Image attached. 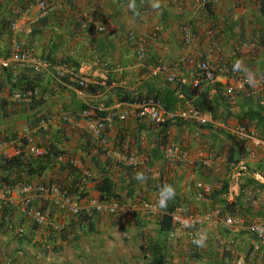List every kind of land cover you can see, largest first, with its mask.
I'll return each instance as SVG.
<instances>
[{
    "label": "crops",
    "instance_id": "1",
    "mask_svg": "<svg viewBox=\"0 0 264 264\" xmlns=\"http://www.w3.org/2000/svg\"><path fill=\"white\" fill-rule=\"evenodd\" d=\"M36 1L0 0V56H8L13 40L22 49H28L52 64L66 62L73 70L85 65L84 77L94 91H85V87L76 90L75 80L63 78L58 81L51 70L40 74L26 71L33 77L38 97L43 100L39 111L46 122L40 120L35 127H22L30 117L15 107L6 116L0 115V133L13 126L17 136L31 137L37 147L49 144L58 151L51 172L42 176L45 180L56 178L53 184L59 185L69 179L66 170L59 171L60 164L74 168L81 176L86 171L87 195L79 201L83 207L102 201L88 179L107 175L124 199L119 202L126 208L113 216L103 214L105 218L81 210L72 218L55 211L51 197L30 192V207L67 223L63 232L54 235L35 227L30 217L13 204L18 200L12 195L8 209H4V213L0 210V264H232L220 261L221 246L230 237L235 239L234 255H245L249 251V255L255 257L251 264H260L264 247L252 253V238L238 229L225 228L218 217L210 216L198 227L207 236L204 245L198 246L187 238L176 222L178 218L182 219L180 215L186 216L180 214V208L178 214L171 215V228L161 231V214L148 215L138 207L143 202L155 203L156 199H161L157 193L165 185H171L174 189L172 198L175 197L179 205L188 206L187 212L192 213L193 207L198 206L199 211L195 213L208 214V207L202 204L206 200L196 198L199 192L196 185L209 187L207 197L214 188H219L216 181L225 177L218 178V175L223 173L225 176L228 169L224 154L235 140L222 129L170 123L164 133L163 149L168 145L183 149L188 161L167 160L164 150L154 146L160 127L137 118L135 103L115 102L114 93L145 95L146 83L152 90L173 87L180 82L189 85L191 62L206 61L217 66L227 59L234 65L239 60L241 69L264 74V47L249 42L260 41V31H264V15L260 11L264 1L215 0L203 6L196 0H159L160 7L154 9V0H46L52 7L50 12L39 16L33 6L28 13L29 22L21 32L9 34L1 21L14 20ZM128 35L134 37L135 44L127 40ZM135 48L145 52L143 66H137ZM155 62L163 63L166 70L148 78L147 66ZM168 75L174 77L172 82L166 81ZM106 80L108 84L104 85ZM224 81V77L218 75L211 83H200L184 99V106H190L192 98L200 93L213 99L219 89L222 91ZM43 90L46 92L42 93ZM245 96H238L231 104L221 106L219 110L229 115L224 121L222 115L216 118L227 127H234L241 105L248 99L249 103L263 101L264 91L257 98ZM179 97L183 98L182 95ZM1 98H6L5 91L0 92ZM105 100L111 104L103 111L88 118L80 116L77 104L93 105ZM217 102L220 106V99ZM19 114L27 119L19 118ZM64 116H70L71 122L63 121ZM93 121L103 124L102 143L89 135V123ZM195 132L196 137L193 136ZM220 137L232 139L233 143H225L221 151L217 150L219 147H210ZM88 140L91 143L86 146ZM17 147L14 141L0 140V155L14 154ZM154 151L160 157L153 160ZM208 151L212 152V162L205 168L200 163L208 156ZM259 160H264L261 151H257L256 159L250 164ZM128 168L132 171H127ZM137 173H143L146 179H137ZM128 191L131 197L126 195ZM261 196L263 203L264 195ZM136 201L139 203L134 204ZM243 218L247 220V216ZM4 221L23 227V235L15 237L6 231ZM170 232L174 233L172 238L168 235Z\"/></svg>",
    "mask_w": 264,
    "mask_h": 264
},
{
    "label": "built area",
    "instance_id": "2",
    "mask_svg": "<svg viewBox=\"0 0 264 264\" xmlns=\"http://www.w3.org/2000/svg\"><path fill=\"white\" fill-rule=\"evenodd\" d=\"M215 0H196L197 4L205 5L207 3L213 2ZM34 7L38 10L39 16H44L52 10V7L46 0H37L34 5H30L17 16L10 24L9 31L11 34H18L22 28L29 22L28 13ZM188 36V35H186ZM187 39V37L185 38ZM127 40L131 44H135L136 40L132 35H128ZM145 52L140 48H135L134 56L136 57L137 66H143L142 60L144 58ZM191 76L193 78V85L195 86L198 81L212 82L215 79V69L205 61L191 62ZM19 68L20 70H26L33 74H40L52 70L53 76L56 80L61 81L64 77L75 79V83L83 88L87 85L86 77L84 73L86 72L85 65L78 67L76 70L71 69L68 64L60 63L54 67H51L47 60L35 57L31 51L21 49L20 45L16 42H12L10 49V57L8 59H0V67L6 68L8 66H13ZM146 75L154 76L165 72V65L162 63L153 64L147 66ZM221 75L224 76L225 86L223 90V96L229 101L233 102L235 96L242 92H247V94H254L256 91L264 89V76L260 73L248 71L251 73V81L248 79L246 72L237 73L235 69H228L222 66L218 69ZM173 76L168 75L167 80L172 81ZM37 92L35 90H27L24 92H18L10 96L11 101H19L23 103H28L30 99L36 98ZM260 105L264 107V101H260ZM92 111H103V107L97 105L94 110L84 109L80 112V116L83 118H88L92 115ZM134 114L137 118L145 119L149 123L161 126L166 122H179L182 124H192L197 127H210L213 129H222L227 132L235 141L242 143V148L245 151V159L252 161L256 157L257 151H261L264 157V142L258 139L252 129L245 131L237 124L234 127H227L221 121H219L212 112L208 110L200 111L191 106H184L182 108L176 109L173 112H167L164 110L159 103V101L147 98L135 103ZM66 122H71L70 118L64 117ZM89 135L90 137L102 143V131L103 124L100 121H93L89 123ZM167 131V130H166ZM165 131V132H166ZM167 133V132H166ZM193 136H197V132L193 133ZM250 142V144L248 143ZM27 145V152L33 157H43L48 154V148L37 147L33 143ZM252 147L254 149H252ZM18 151H14L17 154ZM13 155V154H11ZM212 154H209L204 158L200 164L204 166H209L212 162ZM9 156V155H6ZM118 157V156H117ZM164 158L167 160H177L179 162L188 161V156L185 150L168 145L164 149ZM244 160V159H243ZM243 160L238 161L233 168L227 174L228 186L223 198L231 202L238 195L240 190L239 185V174L246 170V166ZM70 165L76 166L75 163L70 162ZM84 177L88 176L86 171L82 172ZM254 180L264 184V177L259 175L257 172L252 173ZM197 188L201 190L202 194L209 193V188L196 185ZM34 192L35 195H40L41 197H51L52 204L55 206L53 208L58 213L68 214L70 216H76L82 208L77 201L72 200L70 197L65 196L62 191L55 184H48L44 186H23L17 184L15 187L8 188L4 187L0 183V210L9 205L12 202L11 197L14 193H17L19 197L18 206L25 207L29 201V193ZM139 209L148 215H159L162 214L161 209L154 203L143 202L139 206ZM126 208L125 204H120L115 200H109L101 203L90 204L86 209L93 210L97 213H104L108 215H116L121 210ZM26 214L31 218V221L40 228H45L52 232H60L64 229V222L58 221L50 218L47 214L43 213L37 209L27 210ZM210 216L219 217L218 210L209 212L208 214L202 216H189L187 218H179L176 220L180 229H184L187 238L193 242L198 238V234H201L198 227L204 221V219ZM221 223L227 229L242 230L248 234L252 239L250 242L251 252H258L261 247H264V219L254 217L252 219L235 218L228 215H224L221 219ZM4 229L13 235L20 237L23 234V228L15 225L11 222L4 221ZM169 237L174 236L173 232H170ZM234 246L233 238H228L226 242L221 246V252L232 254V247ZM232 264H251L250 259L247 257L236 256Z\"/></svg>",
    "mask_w": 264,
    "mask_h": 264
},
{
    "label": "trees",
    "instance_id": "3",
    "mask_svg": "<svg viewBox=\"0 0 264 264\" xmlns=\"http://www.w3.org/2000/svg\"><path fill=\"white\" fill-rule=\"evenodd\" d=\"M264 0H261L260 3H263ZM261 13L264 15L263 10L260 9ZM23 12V11H22ZM17 17V15H16ZM12 21V20H11ZM11 21H1L3 26H7ZM2 28V27H1ZM0 28V29H1ZM263 29V28H262ZM261 34L258 37L260 41H249L261 45L264 47V31H260ZM261 42V44L259 43ZM254 46V44H253ZM7 56H0V58H6ZM147 62V61H145ZM153 62V61H151ZM62 63V62H61ZM155 62L154 64H157ZM50 64L54 67L56 64ZM227 68H233V62L230 59H227L224 64ZM26 71H22L20 69H16L15 67L8 68H0V92H6V98L0 99V115L6 116L7 113L12 112L13 108L19 107L20 113H26L30 118L28 123L22 124V127L26 128L35 127L36 123L39 121L45 120V116L40 113V105L42 103V99L40 97L32 98L26 104L19 101H10L8 97L11 94H15L18 92L35 89L37 88L36 83L33 81V77L25 73ZM66 78V77H64ZM148 78H154L153 76ZM75 80V79H73ZM75 82V81H74ZM108 81H104V85H107ZM74 88H78L79 90L83 89L79 87L76 83L73 84ZM147 92L145 95H141V93L130 94L124 91H115L114 100L118 103H137L141 100L151 98L159 101L162 108L167 112H173L176 109L182 108L184 104V99H186L190 92L194 91L195 88H191V85H186L182 83H176L173 87H160L157 90H152L149 83H146ZM94 87L90 85L85 86V91L93 92ZM95 88H99L95 86ZM46 90H43L42 93H45ZM182 95L183 98L179 97ZM217 99L223 100V98L219 97V95L214 96L213 99H208L205 93H200L197 96H194L191 100V107L198 109L200 111L208 110L210 112H216L215 108L219 106L216 101ZM220 100V101H221ZM250 99L246 100V102L241 105L239 113L235 116L236 124L248 131L250 129L253 130L256 137L264 142V108L256 101L254 103H249ZM105 102V103H104ZM102 103H95L93 105L79 103L77 104V109L81 111L87 107L95 108L97 105L101 104L104 108L111 104V101L105 100ZM214 103V105L212 104ZM221 104H224V101H221ZM17 109V108H16ZM97 112V111H96ZM95 113V112H94ZM38 114V115H37ZM100 114V113H99ZM227 116L228 113H226ZM24 118L23 115L19 114V118ZM26 117V116H25ZM27 119V118H24ZM42 121V122H43ZM172 124H180L179 122H172ZM170 122H166L160 126L159 132L157 133V140L154 144L155 148L163 149L165 146V135L164 131L169 128ZM103 135V134H102ZM0 140L2 141H14V143L19 144L20 150L16 155H12L9 157L0 155V183L4 187L12 188L17 184L25 185V186H44L51 183H56V178H48L45 180L42 176L46 172H51L53 168V160L57 155L58 151L53 150L52 146L48 144L49 154L46 156L39 158H33L29 154H26L22 147L26 144V139L22 135L17 136L15 131H13V126H8L3 133H0ZM91 143L90 140L86 142V146ZM99 154V149H97ZM156 150V149H155ZM101 151V150H100ZM101 153V152H100ZM103 154V153H102ZM245 156V151L242 148V143L234 141V145L225 152L224 157L226 162L228 163H236L238 160ZM160 156L157 151L153 152L152 158L157 159ZM96 161V160H95ZM264 161V160H263ZM259 160L254 164H248L246 172H241L240 175V190L238 195L233 199V201L228 202L224 198H221V195L226 190V181L225 180H217L219 183V188H214L211 192L210 196L204 195L201 199L206 200V202L202 201L203 206H207L209 211L217 209L220 216L228 215L235 218H243V216H247V219H251L252 217H259L264 219V199L263 203H261V199L263 198L261 194L264 195V185L257 183L252 177H250L249 173L252 171L263 172L264 171V162ZM96 163V162H95ZM59 171L66 170L69 176L67 182L61 181L59 183L60 191L65 196L70 197L74 201H81L87 195V188H85L84 181L87 179L80 175L77 170L74 168H70L64 164H60L58 166ZM127 171H132L131 168H128ZM264 173V172H263ZM92 182V188L98 193L99 198L102 201L115 200L117 202L124 201L120 192L116 190L115 185L111 178L107 175H103L100 178H91L88 179ZM161 192H158L157 195L161 197ZM128 197H131L130 191L126 193ZM197 198V196H196ZM260 199V200H259ZM159 200L156 199L154 201L162 211V215L159 221V228L161 231H167L171 228V217L170 214L178 213L177 209H179L180 214H188L187 212L188 206H183L178 204V200L172 198L167 200L166 207L161 208L159 206ZM261 201V202H260ZM123 203V202H122ZM139 203V201L134 202V204ZM252 207V208H251ZM186 208V210H185ZM7 210V209H5ZM199 208L193 207L192 213L198 212ZM4 213V212H3ZM93 213V212H91ZM251 217V218H249ZM194 244V243H193ZM196 245V244H194ZM195 257V256H194ZM245 257L250 259V262H254V256H251L247 253ZM234 256L230 253L220 252V261H231ZM219 259V258H218ZM218 262V261H217ZM260 264H264V249L261 251Z\"/></svg>",
    "mask_w": 264,
    "mask_h": 264
},
{
    "label": "clouds",
    "instance_id": "4",
    "mask_svg": "<svg viewBox=\"0 0 264 264\" xmlns=\"http://www.w3.org/2000/svg\"><path fill=\"white\" fill-rule=\"evenodd\" d=\"M131 6V5H130ZM152 7L154 8V9H158L159 7H160V2H159V0H154V2L152 3ZM19 16V15H18ZM13 21V20H12ZM11 21V22H12ZM10 22V23H11ZM9 23V24H10ZM9 24H8V27H7V29H8V33L9 34H11V32L9 31ZM21 32V31H20ZM19 32V33H20ZM18 33V34H19ZM12 35V34H11ZM13 36V35H12ZM12 42L14 43V42H16V43H18L17 41H11V44L9 45V52H8V56L6 57V58H0V59H8L9 57H10V49H11V45H12ZM19 44V43H18ZM20 45V44H19ZM21 47V46H20ZM22 49V48H21ZM24 50H28V49H24ZM35 56V55H34ZM36 57V56H35ZM37 58H40V57H37ZM41 59H44V58H41ZM44 60H46V59H44ZM48 61V60H47ZM49 62V61H48ZM206 62V61H205ZM50 63V62H49ZM61 63V62H60ZM60 63H58V64H60ZM62 63H66V62H62ZM159 63H161V62H159ZM58 64H56V65H58ZM67 64V63H66ZM163 64V63H162ZM210 64V63H209ZM224 64V62H221L219 65H212V64H210L214 69H215V78L218 76V75H221L220 74V72L218 71V69H220L222 66H224L223 65ZM51 65V64H50ZM55 65V66H56ZM69 66V65H68ZM191 66V65H190ZM240 66H241V62L238 60L237 62H236V65H233V68H230V69H239L240 68ZM8 67H14V65L13 66H8ZM8 67H6V68H8ZM51 67H53L52 65H51ZM226 67V66H225ZM235 67V68H234ZM0 68H2V67H0ZM15 68H17V67H15ZM165 68H166V66H165ZM19 69V68H18ZM229 69V68H228ZM192 70V69H191ZM22 71H26V70H22ZM52 71V70H51ZM248 71H251V70H248ZM248 71H246V75L248 76V79L251 81V73L250 72H248ZM29 72V71H28ZM253 72V71H252ZM31 73V72H30ZM33 74V73H32ZM161 74V73H160ZM260 74H262V73H260ZM157 75H159V74H157ZM263 76H264V74H262ZM154 76H156V75H154ZM153 76V77H154ZM221 76H223V75H221ZM148 77H151V76H148ZM224 77V76H223ZM67 78V77H66ZM190 78H191V83H190V85L192 86V88H195L197 85H199L200 83H211V82H205V81H198V83L194 86L193 85V78H192V76H191V71H190ZM174 80V77H173V79H172V81ZM166 81L167 82H172V81H168L167 80V77H166ZM214 81V80H213ZM212 81V82H213ZM180 83H182V82H180ZM182 84H184V83H182ZM224 86H225V81H224ZM30 90H35L36 92H37V97H38V93H39V91H38V89L37 88H35V89H30ZM76 90H79L78 88H76ZM223 90H224V87H223V89H222V91H221V94H222V98H225L227 101H229L226 97H224L223 96ZM27 91V90H26ZM22 92H24V91H22ZM243 94H246V98H248V97H250V94H247L246 92H242V93H239V94H237L236 96H235V99L238 97V96H242ZM12 95V94H11ZM36 97V98H37ZM235 99L233 100V102L235 101ZM9 100H10V97H9ZM11 101V100H10ZM264 101V100H263ZM229 103H232L231 101H229ZM258 103L260 104V100L258 101ZM24 104H26V103H24ZM100 106H101V104H99ZM191 106V105H190ZM262 106V105H261ZM184 107V106H183ZM263 107V106H262ZM264 108V107H263ZM85 109H91V110H94V108H91V107H87V108H85ZM82 110H84V109H82ZM81 110V111H82ZM80 111V112H81ZM94 112H96V111H92V115L94 114ZM98 112V111H97ZM101 112V111H100ZM213 113V112H212ZM214 115V114H213ZM91 116V115H90ZM215 116V115H214ZM64 117H67V118H70V116H64ZM63 117V118H64ZM73 118V117H72ZM145 120V119H144ZM63 121H65L64 119H63ZM160 127V126H159ZM104 130V129H103ZM166 131V130H165ZM165 131H164V133H165ZM102 134H103V131H102ZM23 136V135H22ZM23 137H25V139H26V144L22 147V150L26 153V154H29L28 152H27V145H30L29 143L31 142V143H33L34 144V142H33V140H32V138L31 137H28V136H23ZM102 138H103V136H102ZM98 142V141H97ZM13 143V142H12ZM19 145V144H18ZM36 146V145H35ZM44 146H46L47 148H48V154H49V147H48V145H44ZM44 146H41V147H44ZM20 150V147H17V150L16 151H19ZM164 150V149H163ZM209 154H212V152L211 151H208V155ZM13 155H16V154H13ZM30 155V154H29ZM3 156H6V155H3ZM9 156H12V155H9ZM9 156H6V157H9ZM31 156V155H30ZM46 156V155H45ZM44 157V156H43ZM216 157V156H215ZM264 158V157H263ZM244 159V160H243ZM255 159H256V157H255ZM254 159V160H255ZM240 160H243V162H244V164H245V166L247 167V165L248 164H250V163H253L254 162V160H252V161H248L247 159H245V156L243 157V158H241ZM240 160H238V161H240ZM226 161V160H225ZM238 161L236 162V163H238ZM228 163V162H227ZM236 163H234V164H232V163H228V169H227V171H226V173H225V178L224 179H222V180H225L226 181V189H227V186H228V179L226 178L227 177V174L229 173V171L231 170V168H233L234 166H235V164ZM202 165V164H201ZM210 166V165H209ZM202 167H208V166H202ZM247 171V169L245 170V171H242V172H246ZM254 172H257L259 175H261V176H263L264 177V174H262V172H258V171H252V172H250L249 173V175H250V177H252V173H254ZM240 175H241V172H240V174H239V185L241 184L240 183ZM136 178L137 179H139V180H144V179H146V177H144V175H143V173H137L136 174ZM253 178V177H252ZM254 179V178H253ZM256 181V180H255ZM257 183H260V182H258V181H256ZM51 184H53V183H51ZM260 184H262V183H260ZM56 185V184H55ZM264 185V184H263ZM58 188H59V186L58 185H56ZM206 187H208L207 185H206ZM197 188V187H196ZM209 188V187H208ZM60 189V188H59ZM198 189V193H197V198L198 199H200L202 196H204V195H207V194H202L201 193V190L199 189V188H197ZM225 192H226V190H225ZM224 192V193H225ZM224 193L221 195V198H223V196H224ZM174 195V189H173V187L171 186V185H165L164 187H163V189H162V192H161V199L159 200V206L161 207V208H165L166 207V203H167V200L168 199H170V198H172V196ZM13 196L19 201V197H18V195H17V193H14L13 194ZM18 201H17V203L16 202H13V204H15L17 207H18ZM101 202H106V201H101ZM101 202H99V203H101ZM78 203H79V201H78ZM118 203H120V202H118ZM80 204V203H79ZM120 204H123V203H120ZM81 205V204H80ZM4 209H8V207L6 206V207H4L1 211L2 212H4ZM19 209H22V211L24 212V213H26L27 212V210H30V209H37V210H40V211H42L41 209H38V208H32V207H30L29 206V201H28V204L25 206V207H20L19 206ZM82 210H85V212H94V213H97V212H95V211H93V210H90V209H86V207H84V208H82ZM217 210V209H216ZM81 211V210H80ZM79 211V212H80ZM212 211H214V210H212ZM212 211H209V212H212ZM43 212V211H42ZM162 212V211H161ZM62 214H64V213H62ZM79 214V213H78ZM78 214L76 215V216H70V215H68V214H64V215H67V216H70V217H77L78 216ZM97 214H104V213H97ZM147 214V213H146ZM174 214V213H173ZM178 214V213H177ZM27 215V214H26ZM48 215V214H47ZM106 215H108V214H106ZM162 215V214H161ZM171 215L172 214H170L169 216L171 217ZM180 215V214H179ZM198 214L197 213H188V214H186V216H184V218H187V217H189V216H197ZM205 215V214H204ZM112 216V215H111ZM198 216H200V215H198ZM179 217H182L183 218V216L182 215H180ZM51 218V217H50ZM219 220L221 221V219L223 218V217H221L220 216V214H219ZM31 219V218H30ZM56 220V219H55ZM172 220V219H171ZM60 221V220H59ZM61 221H63L64 222V229H63V231L65 230V228H66V222L63 220V219H61ZM9 222V221H8ZM32 224L34 225V223L32 222ZM202 224V223H201ZM200 224V225H201ZM16 225V224H15ZM35 227H37L36 225H34ZM21 227V226H20ZM23 228V227H22ZM226 228V227H225ZM43 229H45V228H43ZM46 231H49V230H47V229H45ZM63 231H60V232H53V234L55 235L56 233H61V232H63ZM23 232H24V229H23ZM50 232H52V231H50ZM23 235V234H22ZM13 236H15V235H13ZM15 237H17V236H15ZM21 237V236H20ZM207 239V236H206V234H203V233H201V234H198V238L197 239H195L192 243H194V244H196V245H198V246H203L204 245V242H205V240ZM232 262V261H231ZM233 263V262H232Z\"/></svg>",
    "mask_w": 264,
    "mask_h": 264
},
{
    "label": "rangeland",
    "instance_id": "5",
    "mask_svg": "<svg viewBox=\"0 0 264 264\" xmlns=\"http://www.w3.org/2000/svg\"><path fill=\"white\" fill-rule=\"evenodd\" d=\"M188 35H189V33H188ZM190 36H191V34H190ZM190 36H188V37H190ZM190 39V38H189ZM235 68V67H234ZM235 71L237 72V73H243V72H246V71H248V69H245V68H243V69H241V68H239V69H236L235 68ZM263 91H264V89H262ZM262 90H260L259 92H255L254 94H250V97H253V98H257V95H259V94H261L263 91ZM247 93V92H246ZM218 95H219V97H221L222 96V94H221V89H219V92H218ZM221 95V96H220ZM222 98V97H221ZM221 100V99H220ZM221 101H224V104H231V103H229V101H227L225 98H223V100H221ZM220 101V102H221ZM217 104H218V102H217ZM221 106H223V104H221L220 103V106H217L216 108H215V110H216V112L214 111V115L216 116L217 114V118H220L221 117V115H222V119H223V121L226 119V114H224L223 113V111L222 110H219L220 108H221ZM224 114V115H223ZM215 137H217V136H215ZM221 138V137H220ZM219 138H217V142H215L213 145H211L210 147H219L217 150H222V148H224V146L227 144V143H233V141H232V139H225V138H221V139H219ZM221 140V141H220ZM223 142V143H222ZM226 143V144H225ZM218 145V146H217ZM219 151V152H220ZM220 177H225L224 176V174L223 173H220L219 175H218V178H220ZM212 182V181H211ZM65 216H67V215H65ZM98 216H100V217H103L104 215L103 214H101V215H98ZM113 216V215H112ZM103 218H105V217H103ZM240 231V230H239ZM242 231V230H241ZM242 233H245L244 231H242ZM56 234H58V233H56ZM55 234V235H56ZM246 234V233H245ZM233 240H235V239H233ZM248 254H249V251L247 252ZM232 256H234V258L236 257V256H240V257H245V255H247V254H245V255H242V253L241 254H237V255H234V253L232 252V254H231ZM233 258V259H234ZM233 259H231V261H233ZM230 261V262H231Z\"/></svg>",
    "mask_w": 264,
    "mask_h": 264
}]
</instances>
